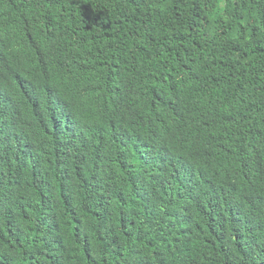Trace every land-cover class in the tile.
<instances>
[{
    "label": "trees",
    "instance_id": "obj_1",
    "mask_svg": "<svg viewBox=\"0 0 264 264\" xmlns=\"http://www.w3.org/2000/svg\"><path fill=\"white\" fill-rule=\"evenodd\" d=\"M3 50L0 264H264V0H0Z\"/></svg>",
    "mask_w": 264,
    "mask_h": 264
},
{
    "label": "clouds",
    "instance_id": "obj_2",
    "mask_svg": "<svg viewBox=\"0 0 264 264\" xmlns=\"http://www.w3.org/2000/svg\"><path fill=\"white\" fill-rule=\"evenodd\" d=\"M4 52L0 51V56L4 57ZM115 99L111 93L102 95L94 103L81 101L76 105L72 115L73 124L68 125V131L75 137L84 138L87 142L95 144L96 139L101 138V128L103 121L114 112ZM250 189L239 188L232 196L230 202H236L248 197Z\"/></svg>",
    "mask_w": 264,
    "mask_h": 264
}]
</instances>
